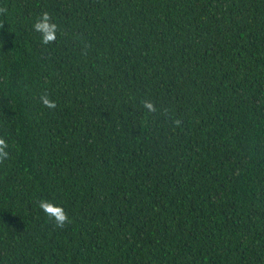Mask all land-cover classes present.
<instances>
[{"label": "trees", "instance_id": "16d2710c", "mask_svg": "<svg viewBox=\"0 0 264 264\" xmlns=\"http://www.w3.org/2000/svg\"><path fill=\"white\" fill-rule=\"evenodd\" d=\"M0 8V264H264V0Z\"/></svg>", "mask_w": 264, "mask_h": 264}, {"label": "clouds", "instance_id": "9594fccd", "mask_svg": "<svg viewBox=\"0 0 264 264\" xmlns=\"http://www.w3.org/2000/svg\"><path fill=\"white\" fill-rule=\"evenodd\" d=\"M7 9L0 8V13H5ZM33 29L41 34V43L50 44L54 43L57 39L58 25L52 22V17L48 12H43L41 16L34 22ZM42 103L50 108L55 109L56 103L50 99L47 95L41 96ZM143 106L148 112H155L156 108L152 101L144 100ZM179 123V121H177ZM8 143L5 138L0 137V163H3L8 157ZM39 208L53 221L54 225L63 228L67 223H70V218L64 208L60 205H56L46 199L39 201Z\"/></svg>", "mask_w": 264, "mask_h": 264}]
</instances>
